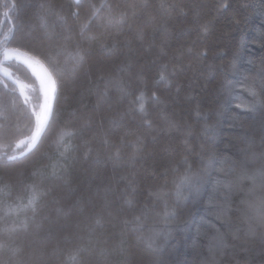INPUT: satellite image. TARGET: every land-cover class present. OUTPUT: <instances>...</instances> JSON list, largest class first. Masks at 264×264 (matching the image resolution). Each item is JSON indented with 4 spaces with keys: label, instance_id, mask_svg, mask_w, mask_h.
Here are the masks:
<instances>
[{
    "label": "snow or ice",
    "instance_id": "6c2138e0",
    "mask_svg": "<svg viewBox=\"0 0 264 264\" xmlns=\"http://www.w3.org/2000/svg\"><path fill=\"white\" fill-rule=\"evenodd\" d=\"M257 9L264 16V0H0V264H110L116 227L135 240L120 248L122 264H143L213 170L225 175L218 186L242 193L244 264H255L257 241L264 256V135L231 159L192 143L214 135L209 119L225 105L260 113L264 129V68L249 77L254 62L237 48L213 93L193 94L194 76L180 83L193 62L210 74L209 53L224 57L217 23L239 30ZM85 79L95 105L63 115L66 90ZM182 92L181 113L170 112ZM80 162L86 186L73 187Z\"/></svg>",
    "mask_w": 264,
    "mask_h": 264
},
{
    "label": "trees",
    "instance_id": "16d2710c",
    "mask_svg": "<svg viewBox=\"0 0 264 264\" xmlns=\"http://www.w3.org/2000/svg\"><path fill=\"white\" fill-rule=\"evenodd\" d=\"M254 2L259 5L261 0H254ZM225 23V21L217 23L216 30L211 37L218 41L219 48L225 52L222 59L214 60L211 58L213 53H209L210 59L207 63L215 66L214 71L208 74L206 67L193 62L192 68L180 80L183 88L187 89L188 78L196 77L195 83L191 86L195 89L193 94L200 92L201 89H205L206 93L214 92L223 78V74L229 70L233 60V51L237 48L240 49L245 60L252 59L254 62L250 71L246 73L249 77H255L264 68V65L261 64V59L264 58V38H261L264 34V16L259 13V9L248 14L246 22L239 30L228 29L225 27ZM194 38L195 33L179 43L173 39L172 47L175 49L179 47L180 43L190 42ZM198 47L202 46L198 45ZM183 94L182 92L180 97L176 98L175 104L172 100L168 101L170 112L181 113ZM66 96L68 99L63 108L65 116L77 107L88 106L90 108L96 103L94 84L88 79L80 81L76 86H69ZM214 108L215 105H211L206 107L205 111ZM238 111L228 108L227 105L223 107L219 115L213 111L209 124L214 126V135L207 138L195 137L192 142L193 146L199 150V146L203 145L217 153L220 158L228 157L230 159L238 157L240 150L246 147L250 140H255L258 146L260 136L264 135L261 114L237 115ZM17 116L22 123L23 115L19 111H14L12 118L15 120ZM184 119L192 123L199 132L202 122L196 124L188 117H184ZM164 143L165 141L161 140L159 146H163ZM149 150L151 151V144H149ZM44 152H49L47 146L42 147L31 158L38 167L44 163L41 157ZM86 168L87 165L84 162H80L74 167L71 173L73 187L86 186L84 183L87 178ZM227 178L231 179V177ZM223 179H225L224 173L211 171L201 194L186 201L179 209L181 221L175 226L172 238L164 245V251L156 257L147 253L143 254V264H153V262L155 264H244L248 254L240 251L238 247L240 239H243L247 231V224L240 218L239 212L242 193L235 191L228 193L222 185L218 186L217 180ZM218 187L219 190H217ZM46 211H50L54 215V206H50ZM110 231L112 237L107 245L112 250L110 264H122L124 257L118 254L119 250L121 247L127 248L131 243H135L134 237H122L119 227ZM260 231H264V229H260ZM234 234H237L240 239H237ZM260 252V244L257 241L252 253L255 257V264H260V261L264 259Z\"/></svg>",
    "mask_w": 264,
    "mask_h": 264
}]
</instances>
